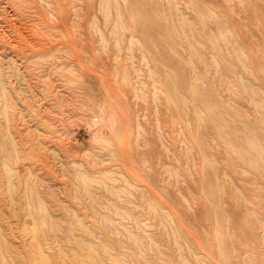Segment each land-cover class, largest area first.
Returning <instances> with one entry per match:
<instances>
[{
	"label": "rangeland",
	"instance_id": "rangeland-1",
	"mask_svg": "<svg viewBox=\"0 0 264 264\" xmlns=\"http://www.w3.org/2000/svg\"><path fill=\"white\" fill-rule=\"evenodd\" d=\"M144 2L0 0V264H264V0Z\"/></svg>",
	"mask_w": 264,
	"mask_h": 264
},
{
	"label": "bare ground",
	"instance_id": "bare-ground-1",
	"mask_svg": "<svg viewBox=\"0 0 264 264\" xmlns=\"http://www.w3.org/2000/svg\"><path fill=\"white\" fill-rule=\"evenodd\" d=\"M124 1H125V4H127L129 8L134 9V13H136L137 16H139V25L141 27V30L144 33L146 43L153 48L159 45L156 48L157 50L155 49V52H154L155 56L160 61L168 62L171 59V56L163 47L160 46V43H158L159 39L157 38L154 41L150 38L151 34L154 32L157 26H156V21H155L154 16L150 14L149 12H147L148 10L145 7L144 0H124ZM118 14H120V12ZM165 77H166L167 82H172L173 80H176L174 79L176 78V76H174L173 74L170 75V73L166 74ZM177 77L178 79L181 78L179 81V84L182 88H184L186 86V82L184 79H182L183 75L181 71L179 72ZM229 141L236 147V149L238 150V153L240 154V157L245 158L244 153H243L244 145L240 141H237V140H229ZM252 146L255 148L254 145Z\"/></svg>",
	"mask_w": 264,
	"mask_h": 264
}]
</instances>
